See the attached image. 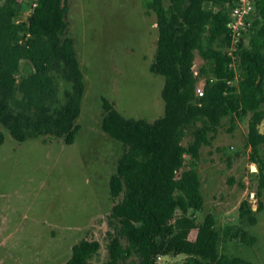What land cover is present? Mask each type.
<instances>
[{
    "label": "trees",
    "instance_id": "16d2710c",
    "mask_svg": "<svg viewBox=\"0 0 264 264\" xmlns=\"http://www.w3.org/2000/svg\"><path fill=\"white\" fill-rule=\"evenodd\" d=\"M146 7L156 16L158 37L149 69L164 76V113L153 121L126 117L101 97V128L122 144V152L109 177L114 202L108 218L115 233L108 258L100 264L125 262L133 254L136 264H156L158 256L178 254L185 255L184 264H255L221 247L231 241L255 242L249 227L263 209L264 0H255L234 60L228 53L229 0H170L167 6L147 0ZM67 9L66 0H37L33 11L16 23L18 0H0V144L3 128L18 141L48 136L68 143L79 129L75 119L85 83L74 39L66 34ZM20 30L31 33L24 45L17 43ZM196 53L204 63L195 73ZM23 60L30 67L17 78ZM201 76L206 82L197 95ZM59 78L69 83L63 96ZM224 115L247 120L245 146L257 168L251 171L257 177V206L253 209L244 198L236 223L215 226L209 214L197 224L190 209L203 206L200 147ZM189 131L192 139L183 144ZM98 248L97 240L81 238L63 264H89Z\"/></svg>",
    "mask_w": 264,
    "mask_h": 264
},
{
    "label": "rangeland",
    "instance_id": "374dc122",
    "mask_svg": "<svg viewBox=\"0 0 264 264\" xmlns=\"http://www.w3.org/2000/svg\"><path fill=\"white\" fill-rule=\"evenodd\" d=\"M29 0H23L21 4ZM167 6L170 0H162ZM147 0H66V34L74 39L85 89L79 125L71 143L63 137H29L18 141L3 128L0 144V264H63L81 238L97 240L99 248L89 264L108 258V242L115 233L109 222L113 199L109 177L115 171L122 144L101 128V97L126 117L153 121L164 113V76L149 69L158 29ZM203 59L196 53L193 69ZM30 65L22 61L17 78ZM205 77L197 86L203 87ZM61 96L69 86L59 78ZM63 98V97H62ZM264 133V119L259 124ZM247 120L220 119L200 147L197 165L203 206L190 212L197 224L211 215L215 226L238 221V207L247 198L256 209L257 177L251 173L245 146ZM192 139L190 131L182 140ZM264 146V145H263ZM253 193V194H252ZM263 209L249 227L253 243L225 242L222 252L264 264ZM196 227L189 232L195 235ZM185 255H162L156 264H184ZM118 264H136L133 254Z\"/></svg>",
    "mask_w": 264,
    "mask_h": 264
},
{
    "label": "built area",
    "instance_id": "2783aa9c",
    "mask_svg": "<svg viewBox=\"0 0 264 264\" xmlns=\"http://www.w3.org/2000/svg\"><path fill=\"white\" fill-rule=\"evenodd\" d=\"M19 4L23 0H18ZM255 0H229V13L226 26L230 36V45L228 47V53L231 57L236 58V50L239 42L243 37L244 31L251 24V15L254 10ZM37 6V0H29L25 4L19 5V11L14 17L16 23H21L24 16L31 13ZM31 33L25 30H20L17 38V43L20 45L26 44V41L30 38ZM197 71H195L196 73ZM230 81H228L229 83ZM197 95L203 94V87L196 86ZM192 230V229H191ZM190 230V231H191ZM161 256H158L160 258Z\"/></svg>",
    "mask_w": 264,
    "mask_h": 264
},
{
    "label": "water",
    "instance_id": "95a60500",
    "mask_svg": "<svg viewBox=\"0 0 264 264\" xmlns=\"http://www.w3.org/2000/svg\"><path fill=\"white\" fill-rule=\"evenodd\" d=\"M257 168H256V166L254 165V164H251L250 165V170L251 171H255ZM253 194V193H252Z\"/></svg>",
    "mask_w": 264,
    "mask_h": 264
},
{
    "label": "crops",
    "instance_id": "0c3cea01",
    "mask_svg": "<svg viewBox=\"0 0 264 264\" xmlns=\"http://www.w3.org/2000/svg\"><path fill=\"white\" fill-rule=\"evenodd\" d=\"M264 119V118H263Z\"/></svg>",
    "mask_w": 264,
    "mask_h": 264
}]
</instances>
